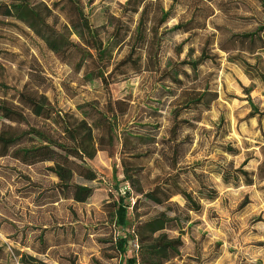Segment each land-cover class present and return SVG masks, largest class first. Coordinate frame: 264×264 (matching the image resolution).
I'll return each mask as SVG.
<instances>
[{"label": "rangeland", "instance_id": "374dc122", "mask_svg": "<svg viewBox=\"0 0 264 264\" xmlns=\"http://www.w3.org/2000/svg\"><path fill=\"white\" fill-rule=\"evenodd\" d=\"M124 2L94 0L86 8L91 24L106 27L108 15L118 16ZM213 6L215 15L206 30L191 35L173 33L165 38L161 51L163 67L168 62L196 60L211 34L216 35L217 41L231 33L250 32L264 25V10L258 0H214ZM181 13L179 9L177 14ZM177 17L169 21L168 28L177 23ZM60 23L64 25L62 17ZM209 50L216 56L199 66L197 74L184 66L190 78L183 88L207 86L217 92V100L201 113L178 111L175 108L179 102L172 105L175 96L171 93L153 94L161 85L158 75L132 73L128 79H118L107 88L97 79L85 82L82 72L74 70V58L67 63L61 61L23 24L0 20V83L7 88L0 91V100L18 105L15 93L26 88L45 95L61 117L45 121L21 107L26 121L13 124L0 119V130L12 127L22 131L33 127L57 136L65 114L81 117L76 104L90 102L103 109L111 101L122 100L131 105L114 122L117 138L112 155L97 151L92 160L86 161L97 179L85 183L92 188V195L84 203L56 191L57 179L46 170L49 163L26 166L9 156L0 158V248L5 254L0 264H17L14 250L45 264H123L124 258L114 250L117 238L164 209L144 200L138 191H147L157 177L163 179L175 173L182 189L198 191L202 183L215 189L217 198L203 202L201 213L188 214L190 220L183 223L182 235L168 232L183 241L180 256L168 264H264V181H256L252 186L226 187L214 172L216 165L231 162L238 167L246 159L245 169L256 171L260 147L264 146V118L259 121L257 117H249V113L254 109L264 111V85L258 78H251L239 64L229 62L236 52L225 54L215 44ZM125 53L123 49L119 57ZM243 57L248 63H255V56L243 54ZM177 111L179 120L192 124L179 127V140L187 137L189 142L181 145V156L171 170L159 151L166 147L167 132ZM220 117L225 123L217 130ZM154 129L156 153L135 163L143 169L135 176L138 180L134 186H130L123 182L122 142L129 151L146 148L132 137L124 140L122 134ZM226 144L238 149L239 154L224 153L221 146ZM74 181L83 183L77 177ZM124 187L129 191L125 203L130 205L129 227L125 231L117 228L113 219V203L123 195ZM137 199L138 208L132 211ZM171 201L181 211L183 199L175 196ZM137 248V242L130 240L126 256H136Z\"/></svg>", "mask_w": 264, "mask_h": 264}, {"label": "trees", "instance_id": "16d2710c", "mask_svg": "<svg viewBox=\"0 0 264 264\" xmlns=\"http://www.w3.org/2000/svg\"><path fill=\"white\" fill-rule=\"evenodd\" d=\"M93 2L94 0H0V20H14L23 24L61 61L67 63L74 58V70L82 72L85 82L97 79L107 88L118 79H128L132 73L158 75L161 85L153 94L171 93L175 96L172 105L179 102V106L175 108L178 111L183 109L186 112L201 113L209 110L210 105L217 100V92L207 86L200 89L183 88L185 80L190 78L184 66L197 74L199 66L215 58L216 55H211L209 50V46L214 44L225 54L236 52V55L229 57V62L239 64L251 78H258L264 85V25H258L250 32L231 33L217 41L214 40L216 35L211 34L206 38L196 60L168 62L163 67L161 51L165 38L173 33L191 35L206 30L209 20L215 15L214 0H125L119 7L118 16L108 15L106 27H94L91 24L86 8ZM258 2L264 10V0ZM179 9L182 12L180 15L177 14ZM60 17L64 19V25H61ZM176 17L177 23L168 28L169 21ZM215 29L220 30L219 27ZM123 49H126V53L119 57ZM243 54L255 56V63H248ZM165 82L176 88L168 87ZM5 90L7 88L0 83V91ZM15 95L18 105L0 100V119L21 124L26 121L23 109L45 121L61 118L45 95L26 88L16 91ZM130 107L127 101L122 100L111 101L103 109L90 102L76 104L81 117L65 114L57 136L33 127L22 131L12 127L0 130V158L9 156L26 166L49 163L46 170L57 179L56 191L77 203H84L92 195V188L85 183L97 179L96 173L87 167L86 161L92 160L97 151H107L112 155L117 138L114 122L118 116H124ZM178 111L167 132L166 147L159 151L163 159L168 161V168L171 170H174L181 156V145L189 142L187 137L179 140V127L181 124H192L189 120H179ZM249 117H257L260 121L264 118V111L254 109ZM224 123V119L220 117L217 130ZM155 130L123 132L124 140L132 137L142 148H146L144 151H129L128 145L122 142L120 163L124 183L134 186V182L138 180L135 176L143 169L135 163L156 153L158 142ZM221 148L228 155L239 154V150L229 144ZM260 153L261 159L256 171L245 169L248 162L246 159L238 167H234L231 162L216 165L214 172L226 187L252 186L256 181H264V146L260 147ZM75 177L83 183L75 182ZM178 179V173L168 174L163 179L157 177L147 191H138L144 200L164 209L117 238L114 250L119 257L124 258L123 264H168L180 256L183 241L179 236L171 237L168 232L177 231L182 235L183 223L190 220L188 214L201 213L202 203L213 202L217 198V191L202 183L198 191H186L180 187ZM175 196H180L184 201L181 211L171 201ZM128 197L129 191L124 187L123 195H119L113 203L115 226L123 231L129 227L130 205L125 203ZM138 204L139 199L134 202L132 211L137 210ZM130 240H135L138 248L136 256L127 257ZM14 252V256L18 258L17 264H45L31 255L16 250ZM4 257V251L0 248V260Z\"/></svg>", "mask_w": 264, "mask_h": 264}]
</instances>
